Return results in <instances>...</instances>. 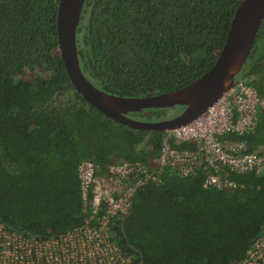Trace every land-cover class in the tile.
Masks as SVG:
<instances>
[{"label":"trees","instance_id":"16d2710c","mask_svg":"<svg viewBox=\"0 0 264 264\" xmlns=\"http://www.w3.org/2000/svg\"><path fill=\"white\" fill-rule=\"evenodd\" d=\"M239 0H84L75 29L80 69L126 96L183 86L214 61ZM58 0H0V221L38 234L82 221L81 159L140 160L148 167L164 131L132 128L88 103L69 83L57 49ZM234 80L264 96V13ZM182 105L128 115L166 117ZM242 134L264 145V109ZM188 146V142H179ZM138 186L112 236L148 264H233L264 224V174L232 173L240 185L203 187V170H162Z\"/></svg>","mask_w":264,"mask_h":264},{"label":"built area","instance_id":"2783aa9c","mask_svg":"<svg viewBox=\"0 0 264 264\" xmlns=\"http://www.w3.org/2000/svg\"><path fill=\"white\" fill-rule=\"evenodd\" d=\"M257 109H264V96L235 80L198 115L164 130L151 167L133 159L107 163L99 171L94 161L81 159L76 173L82 221L48 234L0 221V264H148L112 236L111 217L127 212L134 190L159 180L164 169L183 176L201 169V185L215 188L240 185L232 173L264 174V145L245 150L243 140L223 136L251 130ZM184 141L188 146L178 144ZM233 264H264V224Z\"/></svg>","mask_w":264,"mask_h":264},{"label":"water","instance_id":"95a60500","mask_svg":"<svg viewBox=\"0 0 264 264\" xmlns=\"http://www.w3.org/2000/svg\"><path fill=\"white\" fill-rule=\"evenodd\" d=\"M84 0H58L56 40L69 83L88 103L104 115L132 128L167 130L180 126L214 103L234 83L252 44L264 13V0H239L225 39L213 63L189 83L171 90L142 96H126L94 85L80 69L76 55L75 29ZM182 105L175 114L156 120H141L127 114L150 107Z\"/></svg>","mask_w":264,"mask_h":264},{"label":"rangeland","instance_id":"374dc122","mask_svg":"<svg viewBox=\"0 0 264 264\" xmlns=\"http://www.w3.org/2000/svg\"><path fill=\"white\" fill-rule=\"evenodd\" d=\"M172 109L173 108H170V109L168 108L166 110V117L172 115V113H173ZM131 117H134V118H137V119H141V120H156V119H160V118H157L155 116H140V115H136V114H132Z\"/></svg>","mask_w":264,"mask_h":264},{"label":"flooded vegetation","instance_id":"af4514ba","mask_svg":"<svg viewBox=\"0 0 264 264\" xmlns=\"http://www.w3.org/2000/svg\"><path fill=\"white\" fill-rule=\"evenodd\" d=\"M173 115V114H172ZM131 116V115H130Z\"/></svg>","mask_w":264,"mask_h":264}]
</instances>
